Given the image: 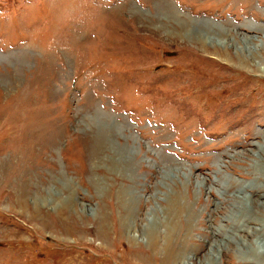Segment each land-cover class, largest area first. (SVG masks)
Instances as JSON below:
<instances>
[{"label": "rangeland", "instance_id": "obj_1", "mask_svg": "<svg viewBox=\"0 0 264 264\" xmlns=\"http://www.w3.org/2000/svg\"><path fill=\"white\" fill-rule=\"evenodd\" d=\"M262 56L264 0H0V264H264Z\"/></svg>", "mask_w": 264, "mask_h": 264}, {"label": "bare ground", "instance_id": "obj_2", "mask_svg": "<svg viewBox=\"0 0 264 264\" xmlns=\"http://www.w3.org/2000/svg\"><path fill=\"white\" fill-rule=\"evenodd\" d=\"M152 3V2H151ZM158 6H157V8H159L160 10V12L163 14L162 16H165V17H167L168 19H174V21H176V22H178V27H180V30L179 31H173V32H175L174 34H176V35H181V36H187V38L188 39H190V40H192V41H195V42H197L198 44H200L203 48L205 47L206 48V44L207 43H209L208 42V38L209 37H201L200 35H206V36H209V35H211V37H217V38H219V36L221 37V35H224V31L220 28V27H218L217 29H213V31H211V29L210 28H208L206 25L207 24H197L196 23V21L195 20H189V21H185L184 19H182V20H180V15H178V13L176 12V11H174L173 9H171V7L169 6V4H167V3H161V4H157ZM207 22H208V20H206ZM205 21V22H206ZM160 25V27L162 28L163 26H164V24H162V23H159ZM177 26V25H176ZM172 32V33H173ZM209 32H211V33H209ZM185 37H182V38H185ZM210 43H211V41H210ZM209 43V44H210ZM227 51H229L228 49H226ZM225 52V51H224ZM226 53V52H225ZM229 53V52H228ZM235 54V53H234ZM230 55V54H229ZM236 55V54H235ZM237 55L239 56V57H242V55H239L238 54V52H237ZM226 56H228V54L226 53ZM243 60H245L246 62H247V59L244 57V55H243V58H242ZM260 62H264V56H262L260 59ZM257 61V60H256ZM264 65V64H263ZM107 123V122H106ZM112 124V123H111ZM110 125V124H109ZM105 126V125H104ZM114 127V126H113ZM100 129V128H99ZM105 130V129H104ZM104 130L102 131V129L100 130V131H102V132H104ZM100 133V136H104V134L103 133ZM99 141V140H98ZM99 142H101V141H99ZM96 146L97 145H95V146H93V149L95 148L96 149ZM120 148V147H119ZM119 152L120 151H122V153L124 152V151H126V150H118ZM126 154V153H125ZM120 156V155H119ZM124 158V157H123ZM128 159V158H127ZM129 162V163H128ZM127 162V164H126V168H125V173H126V171H128L129 170V168H130V164H131V162L130 161H128ZM130 172L129 173H132V171L131 170H129ZM260 172V173H262L263 172V170L262 169H257V172ZM124 173V174H125ZM124 174H122L123 176H124ZM124 178H126V176L124 177ZM68 184V183H67ZM67 188H68V192L66 193L67 195H66V197H64V198H60L59 199V202H64L65 204H70L73 200H72V194H71V189H70V186H69V184H68V186H67ZM122 189H123V191L124 192H126L127 190H128V187H122ZM121 191V190H120ZM122 191V192H123ZM128 202H129V204L132 206L133 205V203H134V200H133V198H131V199H129L128 200ZM168 204H169V206H170V208H173L174 210L176 209V207H178V210L177 211H179L178 212V214L180 215V213H186V215H187V218H188V225H190V222H191V220L194 218V214L192 213V208H190V206H189V208H188V210L186 211V209L184 208V205L183 204H181L180 203V198L179 197H174V198H171L169 201H168ZM170 219V218H169ZM156 220H157V218L156 217H152V219H151V223H150V225H148L146 228H145V234H146V236H147V239H148V242L150 241L151 242V240L153 239L154 240V242L152 243L151 242V244L153 245H155V246H157L158 244H157V240H156V237H157V235H158V233H157V230H156V226H155V223H156ZM167 227H168V229H167V232H166V236H169V232H170V230L171 229H173L172 228V221L171 220H169V222L167 221ZM170 240H167V242L165 243V246H168L169 244H170ZM177 255H179V253L177 254ZM255 256H260L259 255V253H256L255 254ZM179 257H182V254L180 253V255H179ZM212 258V257H211ZM208 259V261L207 262H202L201 263V261H200V263L199 264H214L213 263V259Z\"/></svg>", "mask_w": 264, "mask_h": 264}]
</instances>
